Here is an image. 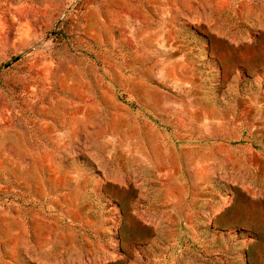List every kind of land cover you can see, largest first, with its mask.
<instances>
[{"label":"rangeland","instance_id":"1","mask_svg":"<svg viewBox=\"0 0 264 264\" xmlns=\"http://www.w3.org/2000/svg\"><path fill=\"white\" fill-rule=\"evenodd\" d=\"M0 264H264V0H0Z\"/></svg>","mask_w":264,"mask_h":264}]
</instances>
